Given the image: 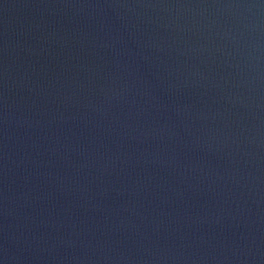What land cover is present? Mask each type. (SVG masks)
Here are the masks:
<instances>
[{"label": "water", "instance_id": "obj_1", "mask_svg": "<svg viewBox=\"0 0 264 264\" xmlns=\"http://www.w3.org/2000/svg\"><path fill=\"white\" fill-rule=\"evenodd\" d=\"M0 264H264V0H0Z\"/></svg>", "mask_w": 264, "mask_h": 264}]
</instances>
